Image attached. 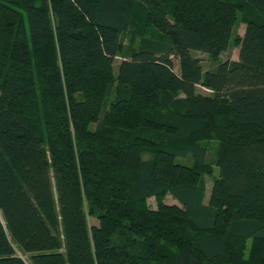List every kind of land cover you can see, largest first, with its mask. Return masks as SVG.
Returning <instances> with one entry per match:
<instances>
[{"label": "trees", "instance_id": "obj_1", "mask_svg": "<svg viewBox=\"0 0 264 264\" xmlns=\"http://www.w3.org/2000/svg\"><path fill=\"white\" fill-rule=\"evenodd\" d=\"M0 264H264V0H0Z\"/></svg>", "mask_w": 264, "mask_h": 264}, {"label": "rangeland", "instance_id": "obj_2", "mask_svg": "<svg viewBox=\"0 0 264 264\" xmlns=\"http://www.w3.org/2000/svg\"><path fill=\"white\" fill-rule=\"evenodd\" d=\"M242 16L240 15L236 21L235 24V28H234V36L236 34L242 35L244 33L245 30V23L242 21ZM146 37H154V38H159V34L158 33H145L144 34ZM140 36H134V35H127L125 38V43H124V48L123 50L120 52L119 56L116 58L115 60V70L117 69L120 61L122 60V58L124 56H127V54L129 53L130 50L134 49L138 40H139ZM239 44H237L236 42H234V40L231 41L229 47L227 50L221 52L218 55H209L207 53L201 52V51H197L195 52V55L197 57L200 58V60L202 61L203 67L205 69H209L214 67L219 61H225V60H238L239 58ZM175 63V70L179 71V62L177 59L174 60ZM199 92L201 93H209V90L199 86L198 88ZM202 144L205 145H215L216 144V140H202L201 141ZM218 174V169L215 168V173L214 176H217ZM213 176H206L205 180H206V196H205V203H208L209 201V196H210V191H211V187H212V183H213ZM166 202L168 203H176V201L171 197L168 196L166 198ZM149 204L152 208L156 207V201L154 198L149 200Z\"/></svg>", "mask_w": 264, "mask_h": 264}]
</instances>
